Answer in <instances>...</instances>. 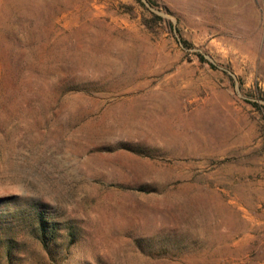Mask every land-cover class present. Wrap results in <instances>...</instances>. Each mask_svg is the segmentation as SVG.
<instances>
[{
	"label": "rangeland",
	"instance_id": "rangeland-1",
	"mask_svg": "<svg viewBox=\"0 0 264 264\" xmlns=\"http://www.w3.org/2000/svg\"><path fill=\"white\" fill-rule=\"evenodd\" d=\"M151 1L0 0V264H264V0Z\"/></svg>",
	"mask_w": 264,
	"mask_h": 264
},
{
	"label": "trees",
	"instance_id": "trees-1",
	"mask_svg": "<svg viewBox=\"0 0 264 264\" xmlns=\"http://www.w3.org/2000/svg\"><path fill=\"white\" fill-rule=\"evenodd\" d=\"M147 1H148V3H149L150 6H154V2L153 1H151V0H147ZM153 17L157 21H162V18L160 16H157V15L153 14ZM149 22L150 21H148L147 19L144 21V25H146V27H148V28L151 27V25H150ZM167 24L169 26H171V23L169 21H167ZM182 43L185 46H188V43L186 41H182ZM38 226H39V233H40L39 239H40V241L43 244H45V241L44 240L48 238L47 237L48 235H49V238L52 237L54 231L53 230L49 231L48 228L45 227V223L43 222L42 219H39Z\"/></svg>",
	"mask_w": 264,
	"mask_h": 264
}]
</instances>
